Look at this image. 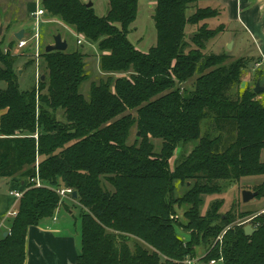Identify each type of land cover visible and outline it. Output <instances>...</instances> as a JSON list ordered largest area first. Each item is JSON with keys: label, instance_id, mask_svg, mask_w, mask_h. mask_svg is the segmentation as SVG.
<instances>
[{"label": "trees", "instance_id": "trees-1", "mask_svg": "<svg viewBox=\"0 0 264 264\" xmlns=\"http://www.w3.org/2000/svg\"><path fill=\"white\" fill-rule=\"evenodd\" d=\"M196 1L155 0L157 42L143 53L127 38L138 0H108L103 16L83 0H41L47 17L97 46L105 76L91 84L89 98L79 92L87 79L80 50L41 52L38 84L20 90L21 56L0 41V178L26 180L0 237V264H24L27 228L54 216L61 187L76 190L71 199L81 207L76 264H185L200 243L205 264H264L263 216L247 236L235 222L252 212L220 214L222 203L214 201L198 213L201 196L221 192V181L264 175V97L241 87L252 58L204 52L223 26L207 27L217 14L209 7L186 16ZM187 24L197 27L191 43ZM32 64L26 60L23 69ZM195 75L190 89H174L175 79ZM134 125L139 136L128 143ZM150 138L162 140L159 152ZM189 143L171 170L174 151ZM175 181L192 184L183 197L191 207L179 223L190 231L186 241L175 233ZM254 189L262 196L264 181Z\"/></svg>", "mask_w": 264, "mask_h": 264}, {"label": "rangeland", "instance_id": "rangeland-1", "mask_svg": "<svg viewBox=\"0 0 264 264\" xmlns=\"http://www.w3.org/2000/svg\"><path fill=\"white\" fill-rule=\"evenodd\" d=\"M86 4L91 2L92 7L95 13L99 16H103L108 10V0H83ZM202 1H196L191 3L187 9L185 10V15H191L196 6L200 7ZM41 5V0L40 3ZM39 5V6H40ZM42 7V5H41ZM155 7V0H138V10L136 14L135 21L131 24L130 30L127 34L128 40L141 52L146 53L149 49L156 45L157 42V34L154 26L153 13ZM36 9L35 0H1L0 2V21L4 23L5 21H10L14 23L22 22L23 25L27 28V37H30L34 32V19L29 16L28 13L30 11H34ZM212 25V23H211ZM186 33H188V37L186 38L189 43H191V39L193 37L194 32L197 27L195 25L187 24ZM29 31V32H28ZM60 33L61 37L67 42L66 51L80 50L82 53L86 54L85 61V73L87 74V79L83 81L79 86V92L85 97L89 98V91L92 83H97L101 78L105 75L100 70L99 65V52L97 46L94 43L89 42L83 36H78L73 28L65 25L60 20L52 18V17H41V22L39 24L38 33H39V48H38V56H35L34 53L36 50L34 49V41L31 39L26 46L17 47V43L14 40L13 36L4 35L3 32H0V41H2V48L7 49L10 48L11 53L18 54L19 57L15 67L17 69V78L20 90L29 89L33 83L36 82L37 76H42L44 73V62L40 57L41 52L44 51V47L52 43L53 35L56 33ZM226 36V35H225ZM224 36V37H225ZM26 38V37H25ZM81 42L78 43L77 41ZM13 42V46L9 47L10 43ZM244 47L249 55L254 53V48L248 40L244 39ZM219 40V36L213 37L206 42V46L204 48L205 53H214L221 54L224 49H229L228 44L223 45ZM191 47H194L193 44H190ZM24 53V57L22 56ZM233 54H237L236 49ZM240 55V54H238ZM32 58L33 64L29 67L23 69V66L26 60ZM230 62V59L227 60V63ZM116 76V75H115ZM119 76V75H118ZM197 75L193 78L187 80L186 82H181L178 79H175L174 89L182 90L183 88H191L192 81ZM243 77V76H242ZM249 86L252 88V84H246L242 80L241 87ZM5 83L0 82V88H4ZM135 115V110L127 111ZM139 136V131H137L136 126H132L129 131V139L128 143H133L136 137ZM151 142L154 144V151L159 152L162 147V140L158 138H150ZM193 144H186L182 147L177 148L174 151L173 156L171 157L169 164L170 169H173L174 161L176 158L182 153H188ZM260 160L264 162V150L261 152ZM36 164V163H35ZM18 179L15 180L19 184V180L23 179V177L17 176ZM264 181V175H256V176H247L242 177L239 181H234L227 183V181H221L220 185L222 186L221 192L202 195V202L199 206L198 213L200 215H204L208 207L214 201H221V207L219 209L220 214H226L228 212H256L262 207H264V197H255L249 202H242L241 192L246 189L245 186L249 185L253 187L256 183H261ZM192 184L187 181L186 184H182L180 182L175 181L174 189L171 193V198L173 201L174 213L173 219L178 223L175 227V233L183 238L185 241L190 238V231L188 229L182 228L179 223L185 221L184 213L191 207L189 203L184 202V195L188 192L189 188ZM250 190V189H249ZM64 204L68 206V209L62 208L61 215L59 220L67 222L64 225H67L77 232L81 231V207L78 203L69 199L68 197L62 198ZM72 212L71 214L69 213ZM247 216V215H246ZM246 216L241 218H237L236 221H241ZM204 245L200 243L199 246L195 247L196 257L200 254H203ZM214 264H221V262H215Z\"/></svg>", "mask_w": 264, "mask_h": 264}, {"label": "crops", "instance_id": "crops-1", "mask_svg": "<svg viewBox=\"0 0 264 264\" xmlns=\"http://www.w3.org/2000/svg\"><path fill=\"white\" fill-rule=\"evenodd\" d=\"M200 1H202L200 7L196 6V8L209 7L217 12L216 16L206 20L207 27L215 29L223 26V30L216 36H219V40L223 45L228 44L229 49H224L222 54L231 56L230 59L243 56L252 58L249 66L243 71L241 80L246 84L251 83L253 89L256 82H259V85L264 88V0ZM31 12L28 13L29 16H31ZM44 17H47V15H44ZM8 20L4 23L0 21V32L2 31L4 35L15 37V33L23 29L22 39L31 37H27V28L22 22L16 23L15 26L14 23ZM244 39L248 40L250 46L252 45L254 48L253 54L249 55L246 51ZM235 49L237 54H233ZM258 93H261L258 96L259 98L264 97V89ZM17 179V176L9 179L0 178V237L6 236L9 231L11 219L14 217L10 213H17L18 210L19 199L12 196L10 192L19 190L20 185H23L26 180L23 178L19 180L18 184L15 182ZM259 184L256 183L253 187L249 185L245 187L255 191V186ZM262 196L264 197V194ZM62 208L68 209L63 200L51 219L27 228L24 264H76L80 252L81 234L73 228H68V224L64 225L67 222L59 220ZM261 209H264V207ZM69 213L72 212L69 211ZM203 255L204 252L194 257L192 259L193 264H205L200 260Z\"/></svg>", "mask_w": 264, "mask_h": 264}, {"label": "built area", "instance_id": "built-area-1", "mask_svg": "<svg viewBox=\"0 0 264 264\" xmlns=\"http://www.w3.org/2000/svg\"><path fill=\"white\" fill-rule=\"evenodd\" d=\"M39 3H40V0H36V9L31 12V16L34 19V32H33V34L31 35V37L29 39H21V40L17 41V47H24L32 39L34 41V49L36 50V52L34 53L35 56H38V48H39L38 47L39 46L38 28H39V24L41 22V17L46 15L45 11L43 10V8L41 7V5ZM77 42L80 43L81 41L78 40ZM38 81H39V76H37L35 84H38ZM33 180L34 179H32V178L28 179V181H33ZM35 186H41V183H40L37 175L35 177ZM56 191L61 198H64V197L71 198V192L73 190L69 187H61V188L57 189ZM22 192L23 191L16 190V191H11L10 194L12 196H14L15 198L19 199L22 195ZM10 215L15 216L16 212H11ZM261 216L264 217V209L253 212V213L247 215L246 218H244L243 220L236 221L235 223L237 225H242L243 227L245 225L249 224L251 227L254 228V225L257 224L256 218L261 217ZM225 230H223L221 235L218 236L219 239H221V236L224 234ZM219 261H221V260H219ZM184 262H185V264H193V260L190 258H186ZM214 263H215L214 260L210 261V264H214ZM221 263H222V261H221Z\"/></svg>", "mask_w": 264, "mask_h": 264}, {"label": "water", "instance_id": "water-1", "mask_svg": "<svg viewBox=\"0 0 264 264\" xmlns=\"http://www.w3.org/2000/svg\"><path fill=\"white\" fill-rule=\"evenodd\" d=\"M87 7H91L92 6V3L89 2L86 4ZM23 32L24 30L21 29L19 30L18 32L15 33V38L17 40H21L23 38ZM229 48V47H228ZM67 49V42L65 39H63L61 37V34L60 33H56L53 35V41L52 43H49L47 44L45 47H44V51L45 52H52V51H65ZM262 89H264L263 87H261L259 85V82H256L255 84V87H254V92L258 93L259 91H261ZM3 179V178H1ZM71 196L72 198L76 199L77 197V192L76 190H73L71 192ZM255 196H257V191H251L249 189H244L242 190L241 192V199H242V202L246 203V202H249L251 199H253ZM244 229V233L245 235H251L255 229L253 227H251L249 224L245 225L243 227ZM5 236V235H4Z\"/></svg>", "mask_w": 264, "mask_h": 264}]
</instances>
